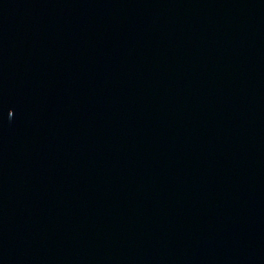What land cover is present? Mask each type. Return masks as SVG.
Listing matches in <instances>:
<instances>
[{
  "label": "water",
  "instance_id": "obj_1",
  "mask_svg": "<svg viewBox=\"0 0 264 264\" xmlns=\"http://www.w3.org/2000/svg\"><path fill=\"white\" fill-rule=\"evenodd\" d=\"M0 264H264V0H0Z\"/></svg>",
  "mask_w": 264,
  "mask_h": 264
}]
</instances>
